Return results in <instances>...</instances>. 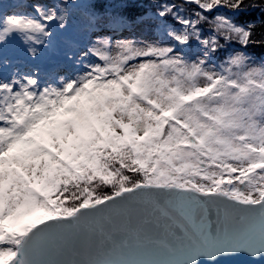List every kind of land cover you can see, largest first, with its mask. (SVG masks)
Here are the masks:
<instances>
[{"label":"snow or ice","instance_id":"1","mask_svg":"<svg viewBox=\"0 0 264 264\" xmlns=\"http://www.w3.org/2000/svg\"><path fill=\"white\" fill-rule=\"evenodd\" d=\"M0 264H264V0H0Z\"/></svg>","mask_w":264,"mask_h":264}]
</instances>
